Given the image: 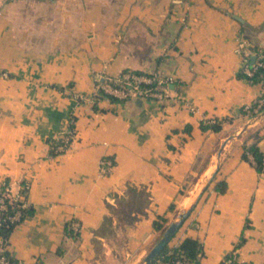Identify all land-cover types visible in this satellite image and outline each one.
Returning <instances> with one entry per match:
<instances>
[{"label":"crops","instance_id":"1","mask_svg":"<svg viewBox=\"0 0 264 264\" xmlns=\"http://www.w3.org/2000/svg\"><path fill=\"white\" fill-rule=\"evenodd\" d=\"M240 36L264 49V0H0V182L27 180L32 208L9 253L138 264L193 203L168 244L198 238V264H219L242 235L238 260L264 264V169L242 157L256 134L264 154V115L242 110L264 88L238 75ZM123 69L171 76L175 98H92L99 74ZM71 116L67 148L51 152Z\"/></svg>","mask_w":264,"mask_h":264},{"label":"built area","instance_id":"2","mask_svg":"<svg viewBox=\"0 0 264 264\" xmlns=\"http://www.w3.org/2000/svg\"><path fill=\"white\" fill-rule=\"evenodd\" d=\"M251 41L240 36L237 39L236 50L242 55L243 71L252 75L258 67H264V49L256 47L252 49ZM248 50V52H246ZM249 54L254 56V60L249 59ZM251 58V57H250ZM7 76V72L0 68V77ZM173 81L171 76L164 75L157 70H136V69H123L118 74H99L96 77L94 84L93 97H115L120 100L129 98H147L167 100L175 98L169 93V85ZM264 88V80L261 81ZM79 98H85L79 94ZM264 108V90L259 94L255 100L249 104H244L242 110L245 112L258 113ZM70 122H73L72 116ZM71 140V131L66 129L61 135L55 138L53 143V150L59 152L64 151ZM100 170L106 173L112 165V160L107 157H102L99 162ZM0 186V213L4 212L2 222L6 225L17 224L21 218L22 210L27 208V202L22 197L29 187V182L23 180L18 191H12L9 184L1 182ZM16 202V203H14ZM14 203V204H13ZM9 204L11 205L9 207ZM78 224L72 221V228L77 229ZM7 245L0 240V264H10L6 255L2 252ZM232 258H237L235 253L232 256L225 257L222 261L223 264H230ZM242 264H250L245 261H240ZM158 264H166L164 261H159ZM174 264H191L182 259L175 260Z\"/></svg>","mask_w":264,"mask_h":264},{"label":"trees","instance_id":"3","mask_svg":"<svg viewBox=\"0 0 264 264\" xmlns=\"http://www.w3.org/2000/svg\"><path fill=\"white\" fill-rule=\"evenodd\" d=\"M256 46L253 45L252 49H255ZM252 55L249 54V59H251ZM239 76L247 77L249 78L252 82H261L264 80V67H258L252 75L246 74L242 68L239 69L238 71ZM112 99H117L115 97H111ZM73 122H69L67 129L72 131L73 128ZM203 127H206V125H202ZM214 130H218L220 126L218 124L212 123L210 125ZM258 140L259 136L256 134V137L254 138L253 141L250 143L244 144L243 145V153L242 157L245 160H248L255 168V170L258 173H261L264 169V154L262 150L258 146ZM53 143H55L54 140H50ZM53 152V149L51 150ZM0 186L1 182H0ZM214 188L219 191L223 192L226 188V183L224 180H219L215 183ZM16 203V202H14ZM13 203V204H14ZM11 205L9 204V207ZM32 212L31 207L24 208L22 210L21 218L20 220L26 215ZM4 215V212L0 213V240L5 242L7 245L8 243V238L11 233V230L14 227V224H9L6 225L5 222H2V216ZM19 220V221H20ZM18 221V222H19ZM166 221V218L162 215H159L157 218H155L152 222L153 227L155 229H161L163 227L164 222ZM17 222V223H18ZM72 229L71 227L69 228V224L65 226V231L70 232ZM244 240V236L241 235L239 241L235 244L233 253H235V249L239 247ZM2 252L6 255V257L9 260L10 264H28L24 263L17 258L13 257L9 251L6 249H3ZM232 252L227 253L225 257H230L232 256ZM203 253V248H202V243L198 238L191 237V236H185L183 237L177 244L170 245L167 244L163 247L161 252L156 256V258L150 262L149 264H158L159 261H164L166 264H174L175 260L177 259H182L185 262L191 263V264H198L199 263V257ZM236 256V254H235ZM223 259L219 262V264H223L222 261ZM230 264H242L238 259L232 258Z\"/></svg>","mask_w":264,"mask_h":264},{"label":"water","instance_id":"4","mask_svg":"<svg viewBox=\"0 0 264 264\" xmlns=\"http://www.w3.org/2000/svg\"><path fill=\"white\" fill-rule=\"evenodd\" d=\"M251 60L252 61L254 60V56H251ZM263 115H264V109L261 110L260 112L256 113V114H254L252 116V118L257 119ZM192 207H193V203L190 204L186 209L181 211L175 220L169 222L166 225V227L164 228L160 237L151 246V248L148 250V252L144 255L141 262H139L138 264H149L150 262H152L156 258V256L161 252L163 247L167 244V242L175 234V232L177 231L179 226L182 224L184 219L189 215Z\"/></svg>","mask_w":264,"mask_h":264},{"label":"rangeland","instance_id":"5","mask_svg":"<svg viewBox=\"0 0 264 264\" xmlns=\"http://www.w3.org/2000/svg\"><path fill=\"white\" fill-rule=\"evenodd\" d=\"M245 113H247L248 115H251V116H253L255 114V113H251V112H245ZM115 241H116V243L121 242V240H119L118 238Z\"/></svg>","mask_w":264,"mask_h":264}]
</instances>
